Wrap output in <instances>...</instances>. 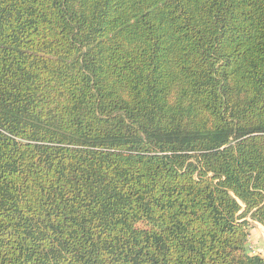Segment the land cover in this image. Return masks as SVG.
Instances as JSON below:
<instances>
[{
  "label": "trees",
  "instance_id": "obj_1",
  "mask_svg": "<svg viewBox=\"0 0 264 264\" xmlns=\"http://www.w3.org/2000/svg\"><path fill=\"white\" fill-rule=\"evenodd\" d=\"M249 222L264 0H0V264H264Z\"/></svg>",
  "mask_w": 264,
  "mask_h": 264
},
{
  "label": "rangeland",
  "instance_id": "obj_2",
  "mask_svg": "<svg viewBox=\"0 0 264 264\" xmlns=\"http://www.w3.org/2000/svg\"><path fill=\"white\" fill-rule=\"evenodd\" d=\"M251 225H252V227L250 228L251 229V232L254 234V235H256V237L257 238H262L263 237V235H262V229L260 228V227H258V226H256V225H254L253 223H251V222H249ZM260 229V231L258 230L257 231V229ZM257 232V233H256ZM256 233V234H255ZM256 243H259V239H256V241H253V240H251V236L249 237V241H248V249H249V251H251V252H253L254 254L255 253H258L259 251H261V246H260V244L256 247Z\"/></svg>",
  "mask_w": 264,
  "mask_h": 264
},
{
  "label": "crops",
  "instance_id": "obj_3",
  "mask_svg": "<svg viewBox=\"0 0 264 264\" xmlns=\"http://www.w3.org/2000/svg\"><path fill=\"white\" fill-rule=\"evenodd\" d=\"M258 227H260V228L262 229V235H263V237H262V238H261V237H260V238H257L258 236L256 237V235H252V236H251V240L256 241V239H259V243H256V247L260 244V246H261V247H260V248H261V251H259V253H260V255H261V256L263 257V259H264V229H263V227L260 226V225H259ZM258 230L260 231L259 228L257 229V231H258ZM256 233H257V232H256ZM256 233H255V234H256Z\"/></svg>",
  "mask_w": 264,
  "mask_h": 264
},
{
  "label": "built area",
  "instance_id": "obj_4",
  "mask_svg": "<svg viewBox=\"0 0 264 264\" xmlns=\"http://www.w3.org/2000/svg\"><path fill=\"white\" fill-rule=\"evenodd\" d=\"M253 253V252H252ZM254 254V253H253Z\"/></svg>",
  "mask_w": 264,
  "mask_h": 264
}]
</instances>
